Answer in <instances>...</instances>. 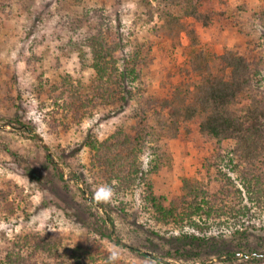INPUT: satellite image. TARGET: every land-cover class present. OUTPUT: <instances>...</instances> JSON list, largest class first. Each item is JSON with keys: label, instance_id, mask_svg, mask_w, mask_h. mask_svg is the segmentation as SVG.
<instances>
[{"label": "rangeland", "instance_id": "1", "mask_svg": "<svg viewBox=\"0 0 264 264\" xmlns=\"http://www.w3.org/2000/svg\"><path fill=\"white\" fill-rule=\"evenodd\" d=\"M17 1L20 8L5 5L0 13V262L7 252L12 256L17 252L23 258L18 264H74L73 250L91 246L104 255L93 261L81 257L78 264H264V230L260 228H248L247 241H237L225 227H218L219 252L200 243L182 247L174 240V228L159 238L147 231L151 225L147 215L140 214L142 188L138 184L126 193L112 189L110 200L101 202L105 207L90 200L105 182L95 176L85 140L101 143L119 128L126 129L131 123L125 119L127 114L141 108L146 97L163 93L168 71L177 72L167 53L166 32L160 28V14L165 7L159 5V0ZM208 3L205 9H217L225 16L204 31L199 29V37L214 43L215 48L255 41L260 44L259 54L264 61L263 19L257 15L264 12V0ZM97 9L103 16L108 15L109 21L102 24L101 34L107 27L114 33L119 23L117 32L123 49L132 53L140 48L141 55H148L146 65L135 67L137 77L128 103L120 113L111 114L113 106L98 105L96 101L91 114L75 116L43 94L48 104L40 106L34 90L37 77L42 74L51 78L52 71L57 75L77 74V59L61 55L58 47L72 35L70 32L75 37L76 31L83 30L82 24ZM70 16L74 19L71 23L67 19ZM84 50L88 52L89 47ZM92 74L90 68L79 73L85 78ZM188 143L192 148L183 142L161 144L168 149V159L163 157L155 173L147 175L156 193L179 198L190 190L185 179L190 184L207 183V191L218 186L221 179H217L216 165L220 159L210 154L215 145L200 142V150ZM151 150L145 148L142 158L158 159L160 148L155 149L160 151L158 156ZM261 193L264 197V187ZM119 202L124 204V212L114 208ZM107 218L109 223L105 222ZM256 222L264 225V212ZM110 231L119 243L107 239ZM156 231L162 232L159 227ZM27 236L29 242L24 241ZM239 242L247 249L263 252H238L234 260H222L225 255L220 252L236 248ZM45 243L52 246L51 253L44 251L46 246L40 247ZM130 248L147 252L148 256H139ZM113 252L116 257L110 259ZM257 256L261 259H252Z\"/></svg>", "mask_w": 264, "mask_h": 264}, {"label": "trees", "instance_id": "2", "mask_svg": "<svg viewBox=\"0 0 264 264\" xmlns=\"http://www.w3.org/2000/svg\"><path fill=\"white\" fill-rule=\"evenodd\" d=\"M0 1V13L5 5L20 8L17 0ZM162 2L159 0V5L165 7L160 14V28L166 32L167 53L177 72L168 71L163 93L146 97L141 108L127 114L125 119H130L131 123L126 129L119 128L101 143L86 139L84 144L91 153L90 164L95 176L104 179L105 185H110L117 193H126L137 186L135 184L142 188L140 214L147 215L146 221L151 225L149 233L159 238L166 230L174 228V240L182 247L200 243L219 252L217 237L221 230L217 231L218 227H225L237 241H247L248 228L264 230V225L256 222L264 212L261 193L264 187V61L259 54L260 44L255 41L215 48L214 43L204 42L199 37V29L204 31L225 16L217 9H205L208 0H168L165 5ZM82 6L79 2V7ZM257 15L263 19L264 28V12ZM107 18L101 9L95 10L89 21L82 24L83 30L76 31L75 37L70 32L72 35L58 47L61 55L77 59V74L57 75L58 72L52 71L51 78L39 74L34 90L40 106L48 104L42 97L45 95L54 105L69 109L75 116L91 114L96 101L98 105L113 106L111 114L123 110L136 81L135 67L146 65L148 55H141L140 48H134L132 53L123 49L117 32L119 23L114 33L109 32L108 27L103 33L102 24H109ZM67 19L70 23L74 21L71 16ZM86 46L88 52L84 50ZM89 68L93 71L87 76L90 78L79 75ZM177 142L188 147L191 142L200 150V142L215 145L210 154L220 159L216 165L217 179H221L218 186L207 191V183L205 186L199 181L190 184V180L185 179L190 190L179 198L166 197L152 189L147 175L155 173L163 157L168 159V149L162 145ZM149 145L151 147H146ZM145 148L153 149L154 156L160 151L161 155L158 159H143ZM58 175L62 178L60 171ZM90 200L105 207L94 196ZM114 208L120 212L126 210L121 203ZM110 221L105 219V222ZM157 227L162 232L156 231ZM111 234L112 231L106 234L107 239H113ZM29 240L27 236L24 241ZM112 241L119 243L118 239ZM44 246V251L51 253L52 246L45 243L40 247ZM245 247V243L239 242L236 248L220 252L225 255L222 260L232 261L238 252H263ZM132 251L148 256L140 250ZM72 254L74 264H78L81 257L93 261L104 255L91 246L87 249L79 246ZM21 259L17 252L15 256L7 252L0 263L18 264Z\"/></svg>", "mask_w": 264, "mask_h": 264}, {"label": "clouds", "instance_id": "3", "mask_svg": "<svg viewBox=\"0 0 264 264\" xmlns=\"http://www.w3.org/2000/svg\"><path fill=\"white\" fill-rule=\"evenodd\" d=\"M112 187L110 185H104L97 189V191L94 193V198L97 199L100 202H108L112 196ZM116 253L113 252L110 259H115Z\"/></svg>", "mask_w": 264, "mask_h": 264}, {"label": "water", "instance_id": "4", "mask_svg": "<svg viewBox=\"0 0 264 264\" xmlns=\"http://www.w3.org/2000/svg\"><path fill=\"white\" fill-rule=\"evenodd\" d=\"M146 254H148L147 252H145Z\"/></svg>", "mask_w": 264, "mask_h": 264}]
</instances>
